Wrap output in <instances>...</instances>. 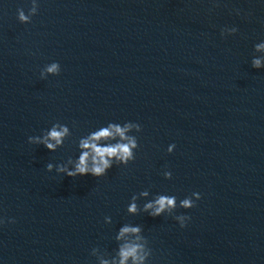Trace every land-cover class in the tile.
<instances>
[{
	"label": "water",
	"instance_id": "obj_1",
	"mask_svg": "<svg viewBox=\"0 0 264 264\" xmlns=\"http://www.w3.org/2000/svg\"><path fill=\"white\" fill-rule=\"evenodd\" d=\"M0 264H264V0H0Z\"/></svg>",
	"mask_w": 264,
	"mask_h": 264
}]
</instances>
